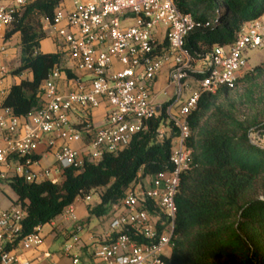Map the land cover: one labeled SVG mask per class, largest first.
Wrapping results in <instances>:
<instances>
[{"label":"built area","instance_id":"2783aa9c","mask_svg":"<svg viewBox=\"0 0 264 264\" xmlns=\"http://www.w3.org/2000/svg\"><path fill=\"white\" fill-rule=\"evenodd\" d=\"M37 0H0V29H9L24 8ZM43 29L71 65L75 88L63 93L56 66L42 85L41 106L27 116L2 107L6 79L12 74L0 50V181L13 178L27 183L62 184L65 170L98 164L108 153L126 149L134 136L147 132L149 123L163 113L167 125L158 138L174 129L171 170L139 179L128 188L107 229L91 232L83 241L84 226L74 204L61 215L62 222L39 225L25 234V212L20 206L0 210V264H169L176 239V197L182 176L199 167L189 141L190 116L203 95L234 90L249 70V51L264 50V11L244 25L234 43L217 47L208 58H196L186 49L187 37L211 27L182 12L174 0H64ZM165 66L174 95L164 102L153 91ZM23 76V75H22ZM188 95H185V94ZM185 95V96H184ZM105 104L104 122L95 126L92 112ZM81 111L77 122L72 115ZM172 125V127L170 126ZM250 142L264 149V135L249 134ZM52 155L53 162L42 161ZM147 180V181H146ZM93 193L82 197L86 202ZM81 198V197H79ZM65 238L61 249L35 259L30 252L46 238ZM60 226V227H59ZM57 257V258H56ZM56 258L57 260H53Z\"/></svg>","mask_w":264,"mask_h":264},{"label":"trees","instance_id":"16d2710c","mask_svg":"<svg viewBox=\"0 0 264 264\" xmlns=\"http://www.w3.org/2000/svg\"><path fill=\"white\" fill-rule=\"evenodd\" d=\"M174 1L182 12L211 22V27L191 33L185 43L191 54L203 59L215 48L234 43L244 25L264 11V0ZM57 6L54 0H37L24 8L7 30L6 41L16 34L20 37V65L12 75H30L13 85L2 102V107L11 108L16 116L24 117L40 108L42 85L56 66L69 79L74 77L63 67L61 50L41 51V42L49 38L42 21L52 19ZM263 75L264 60L249 68L238 84H253ZM234 90L203 95L190 116L192 137L188 145L199 167L181 179L176 197V239L169 264H264V149L249 139L251 132L264 135V121L255 117L220 125L222 122L208 117L214 109L221 113L216 107L218 95L228 97ZM165 125L163 113L123 151L106 154L98 164L85 162L82 169L65 170L62 184H33L21 178L6 181L16 196L14 206L25 212V234L56 221L68 206L90 193L100 197V203L90 207V215L107 216L139 175L146 178L170 171L176 131L172 129L169 137L160 140L158 131Z\"/></svg>","mask_w":264,"mask_h":264},{"label":"rangeland","instance_id":"374dc122","mask_svg":"<svg viewBox=\"0 0 264 264\" xmlns=\"http://www.w3.org/2000/svg\"><path fill=\"white\" fill-rule=\"evenodd\" d=\"M64 3L67 7H69L72 3V0H64ZM42 46L43 48H46V44H43ZM246 56L248 58L249 67L254 68L260 65L264 60V50L257 49L249 51ZM18 67L19 65H15L13 67V71H15ZM252 83L253 84L241 81L238 84V87L234 91H232L228 95V97H225L223 94L218 95L216 107L221 108V113H218L214 109L208 117L215 118L213 120L217 119V121L222 122L220 123V125H223V123L231 124L233 120H236L238 122H247L255 117L258 118L259 121H264V75L262 77L254 79ZM249 90L253 92L250 94ZM185 95L188 94L186 93ZM167 98L168 96H160L158 97V101L164 102V100H166ZM222 113H225V116H221ZM91 197L92 198L89 201L90 205L95 206L100 203V197L98 195L93 194ZM15 200L16 196L9 185L4 181H0V210L8 209L9 207H11L12 201ZM112 217L113 215L111 214L102 217L93 216L91 220V227H96L101 223L105 224V226L109 225ZM56 222L60 224L62 222V218H57ZM63 228L60 227L56 228L55 230V232L59 235L58 238L53 240L52 243L50 242V246L47 251L51 254L53 253V251L60 250L65 242L64 236L59 233L60 229L63 230ZM67 230L70 231V229ZM62 264L71 263L69 260H66L63 261Z\"/></svg>","mask_w":264,"mask_h":264},{"label":"crops","instance_id":"0c3cea01","mask_svg":"<svg viewBox=\"0 0 264 264\" xmlns=\"http://www.w3.org/2000/svg\"><path fill=\"white\" fill-rule=\"evenodd\" d=\"M8 29L5 28H1L0 29V50L1 48H5L6 51L3 54V58L5 61H7L10 66L11 69L13 70V67L16 65H20L19 63V57H20V37L19 34H16L14 36H12L8 41L5 40V36L7 33ZM43 44H46V48H43ZM41 51L43 53H57L58 49L57 46L55 45L54 41L52 38H47L44 41L41 42ZM63 67L71 69V65L69 63L68 60L63 58ZM67 64V65H66ZM168 73H169V66H165L163 68V70L161 71L160 75L158 76L154 87H153V91L156 94H160L163 90H166L168 93V98L170 99V97H172V95H174V88L173 86H170L168 84ZM30 75L29 74H25L23 76H21L20 78L14 75H10L4 84V88L7 91V94L9 93L11 87L17 83L20 82L21 79L24 78H29ZM74 79L71 78L69 79L66 74L64 72H62L61 78L58 81V87L59 90L63 93H66L68 91H71L75 88V84H74ZM160 96H164V95H160ZM158 96V97H160ZM167 98V99H168ZM166 99V100H167ZM164 100V101H166ZM106 108H105V104H103L99 109H97V111H93L92 112V122L95 126H100L103 124L104 122V114H105ZM81 115V111H78L76 113H74L72 115V120L74 122H77L80 118ZM53 162V158L52 155H49L47 158H44L42 161L43 165H50ZM2 183V182H1ZM14 205V201H12L11 203V207ZM92 205H90L89 202H86L82 197L78 198L76 200V202L74 203V208L76 210V214L80 219V222L83 224L84 226V231L82 233V238L83 241L87 240V236L91 233V232H96V233H103L108 225L105 226V224H100L96 227H91V220L92 217L90 215V207ZM11 207H9L8 209H10ZM7 210V209H6ZM68 226H62V228L64 227V229H68ZM50 242H53V236H49L46 238L45 242L43 243V245L41 246V248L39 250H37L36 252H30L27 254L28 257H31L33 259H35L36 257H38L39 255H42L44 252H46L49 249L50 246ZM55 251H53L54 253ZM57 258V257H56ZM56 258H54L53 260H57ZM46 262L40 263V264H45ZM63 261H60V264H62ZM39 264V263H38Z\"/></svg>","mask_w":264,"mask_h":264},{"label":"water","instance_id":"95a60500","mask_svg":"<svg viewBox=\"0 0 264 264\" xmlns=\"http://www.w3.org/2000/svg\"><path fill=\"white\" fill-rule=\"evenodd\" d=\"M217 21V20H216Z\"/></svg>","mask_w":264,"mask_h":264}]
</instances>
